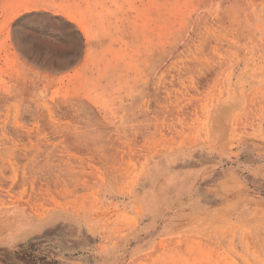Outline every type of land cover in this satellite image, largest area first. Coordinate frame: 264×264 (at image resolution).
<instances>
[{
	"label": "rangeland",
	"instance_id": "obj_1",
	"mask_svg": "<svg viewBox=\"0 0 264 264\" xmlns=\"http://www.w3.org/2000/svg\"><path fill=\"white\" fill-rule=\"evenodd\" d=\"M62 36L70 58L42 61ZM247 156L264 157V0H0V205L50 214L0 230V264H264ZM157 158L189 180L134 201ZM221 161L225 204L197 209L216 180L199 167Z\"/></svg>",
	"mask_w": 264,
	"mask_h": 264
},
{
	"label": "bare ground",
	"instance_id": "obj_2",
	"mask_svg": "<svg viewBox=\"0 0 264 264\" xmlns=\"http://www.w3.org/2000/svg\"><path fill=\"white\" fill-rule=\"evenodd\" d=\"M22 8L19 10L20 13L23 10ZM152 19H154V18H152ZM156 22H157V20H156ZM37 23L38 22L35 20V18L28 16L24 20L20 21L18 26H19L20 30H23L26 32L28 30H32L31 28L36 29L39 26V24H37ZM84 31H85V29H84ZM54 33H56V30H55V32H52V34H54ZM25 35L27 36V33H25ZM26 36L24 39L19 37V36L16 37V43H17L18 47L21 48L24 51V53L26 55H28L30 58L39 59V57H41V56H38V53L36 52V48L32 44H29V42H28V41L32 42V40L27 41ZM73 41H74V39L68 38L66 36H62V39H60L57 43L50 44L51 46L48 45L49 43L47 41H43V44L48 45L49 47L46 49L48 54H47V56H44V57L42 56L43 57L42 61L52 62L51 60H49V58L51 56H53V54H54V57H56V59H58V60H64V59L70 58L69 53H73L75 51V48L72 49L71 47H69V44L72 43ZM161 51H162V49H161ZM160 55H161V53H160ZM154 57H155V55H154ZM52 63H54V62H52ZM21 71H22V69H21ZM217 109H220V111H221L223 108L218 107ZM217 109H216V113H219ZM176 165H177V161L174 159L171 160L169 158H157V160H155L152 165L147 166V168L143 170L142 176H139V177H141V179L139 180V182L137 183L136 188H135L134 201L141 199L142 196H147L149 191H151V189L154 186L156 188H158L157 185L162 184L166 187L164 195L166 196V198H168L171 188L175 187L174 184H176L177 186L184 185V182L186 184V182L190 178L189 175H185L188 173L185 172V174L184 173L182 174L181 172H178L177 170H175ZM176 192H177V190H176ZM176 192L172 195V201L173 202L171 204H168L166 209L163 208L165 205H163L162 207L161 206L159 207V205L154 204L152 206L151 215L153 216V218H156V215H158L156 213V211H160V209H161V210H163L162 211V213H163L166 210L171 209L175 205V202L177 201V199H176L177 193ZM12 202H13V200H12ZM21 202H20V204H21ZM188 203H190V202H188ZM191 203H193V202L191 201ZM32 212L29 211L28 209H26L25 207H22V206L17 205V204H12L9 206L0 205V230H2L4 232L7 229L8 230L14 229L15 231L17 230V234L21 233L19 235L31 234L30 231L28 233V229H30L31 227H34L38 224H45V225L47 224V221H48L49 215H50L49 212L48 213L47 212L40 213L38 215L33 214ZM26 228H28V229H26ZM50 231H52V230H50ZM41 234H43V233H41Z\"/></svg>",
	"mask_w": 264,
	"mask_h": 264
},
{
	"label": "crops",
	"instance_id": "obj_3",
	"mask_svg": "<svg viewBox=\"0 0 264 264\" xmlns=\"http://www.w3.org/2000/svg\"><path fill=\"white\" fill-rule=\"evenodd\" d=\"M243 160V164L245 165L243 180L246 185V187L244 188V196L246 197L244 206L248 207L249 209L252 208L254 211L256 208H258L259 210H264V157L247 156ZM223 163V161L217 162L216 164L219 166L215 171L213 169V165L215 164L214 162H207V164L204 163L202 168L199 167V170L206 168V173H213V175L211 176V181H213L214 179L216 180L206 185L207 200L204 203V206H202V202H199V198L195 197V201L193 203L196 204L197 209H205L207 212H209L211 209L213 211L214 208L221 207L225 204L224 200L219 196L218 193H210L211 191L209 192V190H211L210 186L213 187V185L216 183L218 185L220 183L222 184V182L224 181V176L227 174L228 170L225 167H222ZM222 187L224 188H222V190H227L229 185H227L226 182H223ZM220 195L223 196L225 195V193L222 192ZM251 213L252 212L246 213V210L244 211L243 216L245 220L251 222V217L250 219H247L249 218V216H251ZM255 218L259 219L261 226L262 222L264 221L262 217H260V215H256Z\"/></svg>",
	"mask_w": 264,
	"mask_h": 264
}]
</instances>
